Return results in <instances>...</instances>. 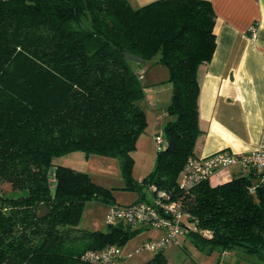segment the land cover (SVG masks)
<instances>
[{"label": "trees", "instance_id": "obj_1", "mask_svg": "<svg viewBox=\"0 0 264 264\" xmlns=\"http://www.w3.org/2000/svg\"><path fill=\"white\" fill-rule=\"evenodd\" d=\"M215 19L209 0L138 7L129 0H0V181L23 192H0V264H94L82 260L86 250L123 247L140 231L122 223L104 231L78 226L88 200L114 198L87 172L53 163L73 151L118 158L123 188L137 191L136 201L148 199L150 184L168 191L187 213L183 236L198 249H242L264 261L260 173L250 168L189 191L178 186L202 133L197 71L214 52ZM148 62L168 69L169 119L152 170L137 181L131 153L147 124L137 101ZM43 206L48 211L38 217ZM143 264H167L163 248Z\"/></svg>", "mask_w": 264, "mask_h": 264}, {"label": "crops", "instance_id": "obj_2", "mask_svg": "<svg viewBox=\"0 0 264 264\" xmlns=\"http://www.w3.org/2000/svg\"><path fill=\"white\" fill-rule=\"evenodd\" d=\"M150 1L153 0H129L133 7ZM209 1L216 16L215 48L210 61L200 65L197 71L200 87L198 126L202 133L196 140L193 153L194 156H207L222 149L249 152L260 145L264 136V0ZM252 27L254 36L251 34ZM166 90L169 91V88ZM155 104L154 101L149 102L153 121L149 124L146 118L143 141L140 143L139 137L136 142V146H143L146 153L151 152L152 137L159 132L156 127L158 121L163 123L165 114L169 119L166 108L163 113H156L153 109ZM131 155L133 157V152ZM89 157L104 159L95 154L86 156ZM53 163L92 176L88 167L83 169L63 160H53ZM240 171L238 164H232L212 176L209 183L216 185L228 181ZM143 177L135 179L140 181ZM122 181L121 178L120 184H123ZM145 196L150 198L148 191ZM137 228L141 230L142 227ZM159 232L157 237L163 234ZM222 254L233 255V252ZM116 264H128L123 249Z\"/></svg>", "mask_w": 264, "mask_h": 264}, {"label": "rangeland", "instance_id": "obj_3", "mask_svg": "<svg viewBox=\"0 0 264 264\" xmlns=\"http://www.w3.org/2000/svg\"><path fill=\"white\" fill-rule=\"evenodd\" d=\"M168 69L161 64L146 63L142 68L141 83L143 85L144 94L137 101L138 105L143 109L145 117L148 119L149 124L153 121L152 108H149V102H156L153 109L156 113L161 114L165 111V108L170 100L171 85L167 81ZM168 84V85H167ZM169 88V91L166 90ZM146 89V90H145ZM165 118L158 121L156 125L157 131L162 135L164 139V124L165 120H168L167 115ZM146 119V122H147ZM165 121V122H164ZM147 125V124H146ZM146 128V127H145ZM140 143L143 141V134ZM157 133V134H158ZM147 134V133H146ZM154 134L152 137V149L151 152L146 153L143 146H136L133 152V164L131 175L133 178L143 177L147 175L153 168L156 157V146L154 143ZM137 138V139H138ZM137 142V140H136ZM60 158V159H58ZM54 159L55 161L63 160L67 163H72L77 167L85 169L88 167L90 170V177L92 180L104 187L112 189L113 203L120 205H127L135 202L139 194L133 189L123 188L121 183V173L119 167V159L116 157L103 156L104 159L86 158V155L82 151H73ZM62 158V159H61ZM123 180V179H122ZM148 191V190H147ZM0 192L4 195L17 196L21 191L10 190L8 183L0 181ZM150 194V193H149ZM108 203L99 200H88L82 209L80 216L79 227L87 230H101L104 231L107 228L105 222V213L108 207ZM160 230L155 228L142 227L141 230L130 238L123 247V254L127 259L128 264H143L147 261L154 252L149 250H142L136 252V248L140 245L142 239H157L160 234ZM180 245H169L164 247V254L167 259V264H262L264 261L258 255H246L242 249H236L233 255L222 254L217 250L208 251L200 250L191 243L189 238L184 236L180 237ZM122 252V250H121ZM130 254V256L128 255Z\"/></svg>", "mask_w": 264, "mask_h": 264}, {"label": "built area", "instance_id": "obj_4", "mask_svg": "<svg viewBox=\"0 0 264 264\" xmlns=\"http://www.w3.org/2000/svg\"><path fill=\"white\" fill-rule=\"evenodd\" d=\"M254 36V28H251ZM156 149L163 147L162 135L154 136ZM232 164H238L241 171L247 172L253 168L264 178V136L260 145L249 152L236 153L227 149L218 150L207 156H188L179 173L178 186L183 191H189L202 181H210L211 177ZM150 198L135 201L127 205L109 204L105 213L107 225L125 224L132 228H155L163 232L157 239H147L140 243L136 252L149 250L156 252L169 245H180V237L186 228L185 213L178 201L171 198V194L158 189L154 184L147 188ZM253 192L254 189L250 188ZM188 226V225H187ZM205 236H210L209 230H202ZM122 248L116 244H109L101 249L86 250L82 260L94 264H116L120 258Z\"/></svg>", "mask_w": 264, "mask_h": 264}, {"label": "water", "instance_id": "obj_5", "mask_svg": "<svg viewBox=\"0 0 264 264\" xmlns=\"http://www.w3.org/2000/svg\"><path fill=\"white\" fill-rule=\"evenodd\" d=\"M124 56L125 58H127L128 60L135 62L137 64H143L145 62V60L143 59L142 56H138V55H134L132 53L129 52H124ZM47 208L46 206H43L39 211H38V217H41L43 215H45L47 213Z\"/></svg>", "mask_w": 264, "mask_h": 264}]
</instances>
